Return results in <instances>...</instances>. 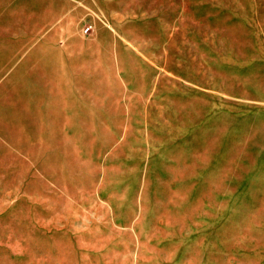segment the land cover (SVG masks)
Instances as JSON below:
<instances>
[{"label": "rangeland", "instance_id": "374dc122", "mask_svg": "<svg viewBox=\"0 0 264 264\" xmlns=\"http://www.w3.org/2000/svg\"><path fill=\"white\" fill-rule=\"evenodd\" d=\"M0 264H264V0H0Z\"/></svg>", "mask_w": 264, "mask_h": 264}]
</instances>
